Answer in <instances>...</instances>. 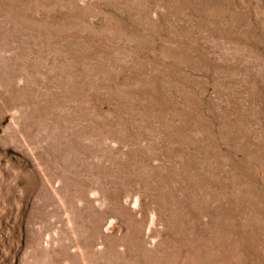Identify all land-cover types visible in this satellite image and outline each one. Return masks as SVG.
<instances>
[{"label":"rangeland","instance_id":"rangeland-1","mask_svg":"<svg viewBox=\"0 0 264 264\" xmlns=\"http://www.w3.org/2000/svg\"><path fill=\"white\" fill-rule=\"evenodd\" d=\"M0 264H264V0H0Z\"/></svg>","mask_w":264,"mask_h":264}]
</instances>
